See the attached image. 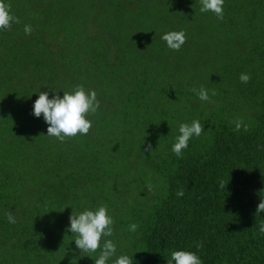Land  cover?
Instances as JSON below:
<instances>
[{"label":"trees","instance_id":"trees-1","mask_svg":"<svg viewBox=\"0 0 264 264\" xmlns=\"http://www.w3.org/2000/svg\"><path fill=\"white\" fill-rule=\"evenodd\" d=\"M6 2L19 22L0 31V264H94L68 225L100 204L134 264H167L178 248L264 264V0H225L223 19L200 0ZM181 29L168 48L161 35ZM78 84L100 107L87 134L60 142L33 102ZM193 119L204 130L178 157V126Z\"/></svg>","mask_w":264,"mask_h":264},{"label":"clouds","instance_id":"clouds-1","mask_svg":"<svg viewBox=\"0 0 264 264\" xmlns=\"http://www.w3.org/2000/svg\"><path fill=\"white\" fill-rule=\"evenodd\" d=\"M224 3L225 0H200L199 11L201 13L211 12L217 19H223ZM17 22H19L18 18L12 14L10 5L6 0H0V31L10 28L12 23ZM31 30V25L25 24V34H29ZM161 39L166 42L168 48L179 50L185 43L186 35L182 29L172 30L163 33ZM239 79L242 83H247L250 76L248 73H241ZM51 91V97H49L48 91H39L32 107V114L36 117L42 115L47 124L46 135L63 142L77 134H87L92 126V120L87 117L96 113L100 107L96 91L94 89L86 90L82 84L75 85L71 91L62 90V96L58 94V91ZM193 92L202 101L210 100L209 90L203 86L199 90L193 89ZM234 124L236 131H239L242 126L245 130L247 129V124L243 123L241 119L235 120ZM203 130L204 125L198 119L181 122L178 126V134L171 145V151L178 157L182 156L184 150L188 148L189 141L193 137L200 136ZM142 144L145 146V151L153 150L151 143H146L143 140ZM183 194L182 189L176 193L177 196ZM260 213H264V199L257 206V214ZM6 218L10 224L17 222L16 217L11 213H7ZM69 221L68 231L76 237L74 239L76 247L80 253L96 254L94 259L91 255L89 256L94 264H134L133 255L130 256L125 252L117 254V244L111 239L114 231V218L107 205L100 204L94 208L84 207L76 214H73L72 211ZM127 228L129 231L135 232L138 225L132 222ZM258 231L264 234V223L259 224ZM195 246L199 249L202 244L196 243ZM167 264H203V260L196 251L178 248L170 250Z\"/></svg>","mask_w":264,"mask_h":264}]
</instances>
